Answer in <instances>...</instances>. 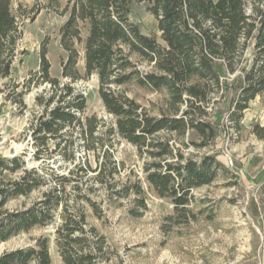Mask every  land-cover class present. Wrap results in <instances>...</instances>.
Listing matches in <instances>:
<instances>
[{"label": "trees", "instance_id": "obj_1", "mask_svg": "<svg viewBox=\"0 0 264 264\" xmlns=\"http://www.w3.org/2000/svg\"><path fill=\"white\" fill-rule=\"evenodd\" d=\"M139 2H146L157 18L161 40L132 20V6ZM62 13L67 16L60 31L67 53L62 76L71 81L60 86L50 73L44 48L39 84L49 83L52 90L49 96L36 97L43 110L32 122L34 156L40 158L48 139H59L60 146L65 131L79 127L96 166L86 158L67 174L54 169L49 173L27 168L22 155L0 156V175L22 170L18 177L0 182V242L35 226L54 225L65 264H102L110 246L89 223L87 213V207L99 217L103 211L92 197L96 188L105 190L102 202L126 200L129 212L141 216L149 207L146 182L190 222L199 203L195 190L213 184L221 173L231 174L217 154L189 149L216 142L222 119L221 110L215 109L219 102L226 101L230 127L240 132L250 102L264 92V0H68ZM21 36L12 0H0L4 78L12 79ZM81 59L84 75L78 65ZM92 75H97L100 97L112 115L105 131L106 121L85 114L87 98L72 85ZM129 83L164 95L161 103L153 104L157 113L128 94ZM24 94L18 93L22 105ZM111 133L135 147L140 170L118 159L113 144L105 145ZM64 146L67 155L70 150ZM88 171L95 173V183L85 179ZM261 189L264 192V181ZM35 190L41 192L31 204L6 208L9 200ZM50 241V236L41 235L33 244L5 250L0 264H51Z\"/></svg>", "mask_w": 264, "mask_h": 264}, {"label": "rangeland", "instance_id": "obj_2", "mask_svg": "<svg viewBox=\"0 0 264 264\" xmlns=\"http://www.w3.org/2000/svg\"><path fill=\"white\" fill-rule=\"evenodd\" d=\"M67 2L12 0V10L17 16L22 36L12 79L0 74V156L22 155L27 168L37 167L49 173L54 169L61 174H67L77 163H84L86 158H89L92 167L96 166L79 127H69L60 146L59 139H48L41 146L40 158L34 156L37 142L32 122L43 110L36 97L52 90L49 83L39 84L44 48L51 63V75L59 79L60 86L71 81L62 76V62L67 53L61 45L60 31L67 17L62 13ZM131 17L144 33L161 40L158 20L149 11L146 2L134 3ZM78 65L84 75V61L81 59ZM72 85L75 92L79 91L87 98L85 114H96L105 120L102 129L107 130L112 115L100 97L97 75L82 77L72 81ZM127 88L130 96L157 113L153 104L161 103L163 94L136 83H129ZM22 91L25 93L24 105L19 102L18 93ZM215 109L222 113L216 142L200 150L194 147L189 150L217 154L231 174L221 173L213 184L195 190L199 203L193 209L196 218L190 216V222L178 216L181 214L175 213L170 200L157 196L146 182L144 187L149 207L141 216H133L129 212L130 204L126 200L102 202L105 190L96 188L92 197L101 203L103 211L99 217L87 207V213L89 223L106 237L110 246L107 260L104 259L102 264H264V192L261 189L264 181V92L250 102L240 132H233L230 127L226 101L219 102ZM105 141L106 146L114 145L118 159L125 161L128 167L140 170L141 161L131 143L114 133L108 135ZM64 145L70 150L67 155ZM88 172L85 179L89 178L88 183H95V173ZM21 174V169L13 174L4 171L0 182ZM231 181L237 184L229 185ZM40 192L35 190L27 197L13 198L6 208L13 210L29 205ZM170 215L174 218H168ZM54 231V225L35 226L29 232L0 242V254L8 249L33 244L37 237L48 235L51 240V264H65L56 245Z\"/></svg>", "mask_w": 264, "mask_h": 264}]
</instances>
